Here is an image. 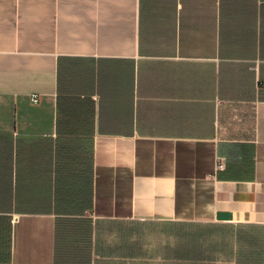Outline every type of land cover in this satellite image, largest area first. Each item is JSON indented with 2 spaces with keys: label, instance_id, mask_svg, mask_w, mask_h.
Returning <instances> with one entry per match:
<instances>
[{
  "label": "crops",
  "instance_id": "0c3cea01",
  "mask_svg": "<svg viewBox=\"0 0 264 264\" xmlns=\"http://www.w3.org/2000/svg\"><path fill=\"white\" fill-rule=\"evenodd\" d=\"M0 264H264V0H0Z\"/></svg>",
  "mask_w": 264,
  "mask_h": 264
},
{
  "label": "built area",
  "instance_id": "2783aa9c",
  "mask_svg": "<svg viewBox=\"0 0 264 264\" xmlns=\"http://www.w3.org/2000/svg\"><path fill=\"white\" fill-rule=\"evenodd\" d=\"M34 98H35L34 100L38 99L36 97H34ZM218 165H219V167H223V163L222 162H220Z\"/></svg>",
  "mask_w": 264,
  "mask_h": 264
}]
</instances>
